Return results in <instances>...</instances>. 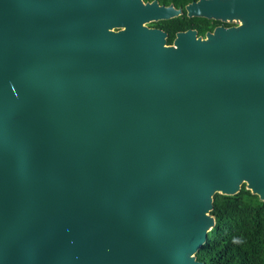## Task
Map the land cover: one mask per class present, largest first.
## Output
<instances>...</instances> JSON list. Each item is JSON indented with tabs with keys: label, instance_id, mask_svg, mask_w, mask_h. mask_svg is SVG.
<instances>
[{
	"label": "water",
	"instance_id": "water-1",
	"mask_svg": "<svg viewBox=\"0 0 264 264\" xmlns=\"http://www.w3.org/2000/svg\"><path fill=\"white\" fill-rule=\"evenodd\" d=\"M0 0V264H204L216 194L264 202V0Z\"/></svg>",
	"mask_w": 264,
	"mask_h": 264
},
{
	"label": "trees",
	"instance_id": "trees-1",
	"mask_svg": "<svg viewBox=\"0 0 264 264\" xmlns=\"http://www.w3.org/2000/svg\"><path fill=\"white\" fill-rule=\"evenodd\" d=\"M152 2L154 0H144ZM159 4L185 9L198 0H158ZM224 23L205 18H189L186 13L171 20L150 23V27L168 33V44H173L176 33L197 29L201 36ZM230 26L229 23L225 24ZM211 215L215 227L199 250L197 260L204 264H264V202L243 185L234 196L216 194Z\"/></svg>",
	"mask_w": 264,
	"mask_h": 264
},
{
	"label": "flooded vegetation",
	"instance_id": "flooded-vegetation-1",
	"mask_svg": "<svg viewBox=\"0 0 264 264\" xmlns=\"http://www.w3.org/2000/svg\"><path fill=\"white\" fill-rule=\"evenodd\" d=\"M161 5H163V4H161ZM180 8H181V7H180ZM182 9H183V8H182ZM184 13H186V10H185V9H183V14H184ZM225 24H227V23H224L223 25H218V26H225V27H231V26H233V25H231V24H230V26H227V25H225ZM218 26H216V27H218ZM216 27H215V28H216ZM215 28H214V29H215ZM214 29H212V30H208V31L206 32V34H207L208 32H213ZM194 30H197V29H194ZM197 31H198V30H197ZM176 34H177V33H176ZM198 34H199V32H198ZM206 34H205L203 37H205ZM199 36H201V35L199 34Z\"/></svg>",
	"mask_w": 264,
	"mask_h": 264
}]
</instances>
